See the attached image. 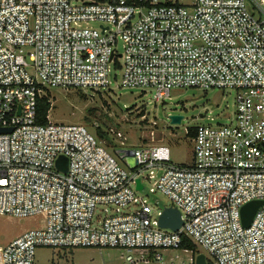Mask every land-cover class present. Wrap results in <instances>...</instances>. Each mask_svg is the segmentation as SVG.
<instances>
[{
    "label": "built area",
    "instance_id": "built-area-1",
    "mask_svg": "<svg viewBox=\"0 0 264 264\" xmlns=\"http://www.w3.org/2000/svg\"><path fill=\"white\" fill-rule=\"evenodd\" d=\"M113 69L155 100L234 89L235 114L186 128L185 164L166 143L113 154L83 124L38 122L47 88L109 90ZM0 128H12L0 132V214L44 217L0 245V264H35L38 247L117 248L129 263L180 248L190 264L199 254L264 264V204L242 223V207L264 200V0H0ZM145 181L180 211L179 229L160 225Z\"/></svg>",
    "mask_w": 264,
    "mask_h": 264
},
{
    "label": "rangeland",
    "instance_id": "rangeland-1",
    "mask_svg": "<svg viewBox=\"0 0 264 264\" xmlns=\"http://www.w3.org/2000/svg\"><path fill=\"white\" fill-rule=\"evenodd\" d=\"M98 24L93 23L94 26ZM121 74L120 69L111 71V77L116 80L109 90L47 88L46 93L52 100L48 119L85 125L99 141L107 140L108 150L113 154L116 149H133L140 144L166 143L172 162L185 164L192 158V142L186 136V128L199 123H227L235 114L234 89L173 88L169 96L155 100L154 90L121 85ZM172 114L182 115L181 122L172 123ZM98 127L103 133L97 132ZM118 132L122 137H118ZM144 184L141 194L154 208L162 209L172 204L163 192L151 193L149 183L145 181ZM107 207L116 209L115 206ZM43 224L44 217L40 214L29 217L0 214V245ZM124 253L122 249L107 247H38L35 264H190L192 256L183 249L171 248L161 251L162 260L129 263Z\"/></svg>",
    "mask_w": 264,
    "mask_h": 264
},
{
    "label": "water",
    "instance_id": "water-1",
    "mask_svg": "<svg viewBox=\"0 0 264 264\" xmlns=\"http://www.w3.org/2000/svg\"><path fill=\"white\" fill-rule=\"evenodd\" d=\"M172 123H180L183 116L179 114L170 115ZM12 131V128H0V132H8ZM57 165L60 169L66 171L67 170V158L64 156H60L57 160ZM138 187L142 188V184L138 181ZM264 204V200H255L250 201L242 207V223L245 226H249L254 214L257 209ZM159 223L162 227H169L173 230L179 229L182 225L183 220L181 218L180 211L172 206H166L163 209V212L160 216ZM205 256L204 254H199L197 256L196 264H205Z\"/></svg>",
    "mask_w": 264,
    "mask_h": 264
},
{
    "label": "trees",
    "instance_id": "trees-1",
    "mask_svg": "<svg viewBox=\"0 0 264 264\" xmlns=\"http://www.w3.org/2000/svg\"><path fill=\"white\" fill-rule=\"evenodd\" d=\"M50 109H51V105H50V102L48 101V98L46 96H43L42 98H40L39 103H38V108H37V119L39 123H46L48 121V115H49ZM97 132L103 133V130L98 127ZM185 247L193 249L194 244H192L190 240L185 238L182 244V248H185Z\"/></svg>",
    "mask_w": 264,
    "mask_h": 264
}]
</instances>
